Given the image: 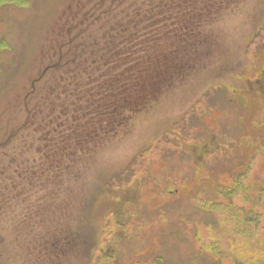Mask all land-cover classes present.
Wrapping results in <instances>:
<instances>
[{
  "label": "rangeland",
  "instance_id": "obj_1",
  "mask_svg": "<svg viewBox=\"0 0 264 264\" xmlns=\"http://www.w3.org/2000/svg\"><path fill=\"white\" fill-rule=\"evenodd\" d=\"M180 1L188 24L166 29L205 37L197 58L139 76L159 80L146 105L97 144L67 133V157L47 143L54 105L43 97L63 93L64 76L93 75L85 85L113 71L118 45L101 40L133 0L0 2V264H242L264 253V0ZM114 2L119 13H106ZM79 111L72 130L89 118Z\"/></svg>",
  "mask_w": 264,
  "mask_h": 264
},
{
  "label": "trees",
  "instance_id": "obj_2",
  "mask_svg": "<svg viewBox=\"0 0 264 264\" xmlns=\"http://www.w3.org/2000/svg\"><path fill=\"white\" fill-rule=\"evenodd\" d=\"M2 1L0 0V2ZM116 2L110 3L111 6L106 13L113 15L119 13L120 7L116 6ZM189 9L191 8L185 9L180 0L164 2L161 0H133L127 8H124V18L126 19L122 22L113 20L111 29L101 40V43L105 42V45L110 42H115L118 45L113 50V54L109 55L112 57L111 62L109 60L106 62V68L110 71L114 68L113 71L108 72L102 78V74H100L97 78H100L99 81L92 79L89 84L85 85V80L93 75H76L81 76L77 81L75 76H64L63 82L59 81L57 88L54 89L63 91V93L50 94L48 91L43 97L44 103L48 107L52 103L54 105L51 116L49 118L46 116L44 120L46 132L43 131L46 133L47 143L53 153L60 151L62 156L72 155L69 154L72 145L70 140H67V133L70 132H74L79 141L86 142V145L97 144L99 140L113 136L126 123L128 116L138 113L142 105H146L147 100H150L149 95L155 91L159 82L155 77L168 75L163 71L169 70L175 60L182 62L183 58L193 60L197 58L200 47L205 46V37H197L195 31L190 33L184 29L176 32L167 30L172 24L174 26V23L186 24L184 26L186 27L188 23H185L182 15ZM113 15H111L112 18ZM111 17H107L106 20H111ZM100 19L103 20L104 17L101 16ZM100 19L98 20L100 21ZM93 30H98V28ZM164 31L168 32L162 33ZM92 45L94 47L92 49H98L97 44ZM170 45L173 46L172 49H169ZM175 46L177 47L175 48ZM167 48L169 49L168 55L165 50ZM159 55H161L160 59ZM102 57L94 64L101 62ZM157 64L160 71L154 66ZM139 76L155 77L150 79L145 77L141 81L138 79ZM78 95L81 98L79 104L68 103V106H65L59 103L62 102L63 97H67L70 103L74 104ZM79 107L80 114L83 109L89 110V118L84 119L85 124L83 120L72 130L69 125L72 123L73 110ZM40 108L46 112L43 107ZM111 130L112 132H110ZM71 133L69 137L72 136ZM79 145L77 144V149ZM236 216L241 217L242 215L236 211ZM257 220L258 218L252 220L244 216V225L251 226ZM242 230L245 232V229ZM247 254V258L240 261L242 264H264L263 252ZM153 264L163 263L160 258H157Z\"/></svg>",
  "mask_w": 264,
  "mask_h": 264
}]
</instances>
